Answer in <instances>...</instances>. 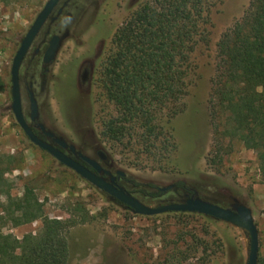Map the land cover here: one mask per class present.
<instances>
[{
    "label": "rangeland",
    "instance_id": "rangeland-1",
    "mask_svg": "<svg viewBox=\"0 0 264 264\" xmlns=\"http://www.w3.org/2000/svg\"><path fill=\"white\" fill-rule=\"evenodd\" d=\"M146 1L61 0L21 66L26 117L30 120L28 93L32 91L39 106L36 122L73 146L76 153L97 159L113 175L123 172L119 184L148 205L185 201L175 188L158 198L138 191L143 187L155 192L178 180L194 188L202 199L230 206L245 202L259 230V259L264 258V173L256 152L233 140L218 157L210 154V99L218 64L217 42L250 8L252 0H208L204 5L208 20L202 25L209 42L202 43L194 55L196 73L184 99L185 109L172 121L178 151L171 171L133 161L130 144L121 145L103 133L106 122L118 110L104 92L102 72L113 52L115 34ZM46 2L0 0V77L6 85L0 95V157L3 162L9 154L20 158L19 165L5 173L6 181L0 188V233L22 238L41 230V220L13 226L1 218V205L7 204L8 196L21 197L28 185L35 189L50 217L70 218V208L76 202H82L90 212L89 222L69 231L68 264H161L176 243L186 249L194 236L210 243L216 239L208 251L214 250L215 255L206 262L198 257L183 264H246L250 237L245 229L196 212L136 214L29 140L12 111L11 67L22 39ZM55 34L60 36V46L45 68L44 53ZM85 70L89 78L84 82ZM99 150L105 153V159L99 157Z\"/></svg>",
    "mask_w": 264,
    "mask_h": 264
},
{
    "label": "trees",
    "instance_id": "trees-1",
    "mask_svg": "<svg viewBox=\"0 0 264 264\" xmlns=\"http://www.w3.org/2000/svg\"><path fill=\"white\" fill-rule=\"evenodd\" d=\"M206 1L147 0L115 34L113 52L102 72L104 92L118 110V114L106 122L103 133L121 145L130 144L133 161L147 163L156 170L171 171L176 165L178 144L172 121L185 109L184 99L196 73L194 55L202 43L209 42L202 25L208 20L204 11ZM217 54L210 99L213 125L210 154L218 157L230 147L231 141H239L256 152L264 173V0H252L243 16L222 33L217 42ZM48 65L44 63L45 68ZM5 91V82L0 77V95ZM31 126L38 136L51 142L40 127ZM62 150L90 167L69 147ZM5 157L7 162L0 157L1 189L6 181L5 173L20 162L18 156ZM211 161L207 159L208 164ZM100 174L110 180L105 173ZM173 188L178 189L185 200L198 197L196 190L183 180L174 182ZM138 191L154 198L166 192L160 188L148 192L143 187ZM113 200L130 209L117 199ZM204 200L231 209L247 205L239 202L230 206ZM7 201L1 205L2 219L11 221L13 226L41 220L42 228L22 238L0 233V264H68L70 229L91 220L84 204L76 202L70 208L68 219L50 217L35 189L28 185L21 197L8 196ZM215 243L216 239L210 243L194 236L193 243L186 249L176 243L161 264H183L198 257L209 261L215 255L214 250L208 252L209 246ZM258 264H264V258H260Z\"/></svg>",
    "mask_w": 264,
    "mask_h": 264
},
{
    "label": "water",
    "instance_id": "water-1",
    "mask_svg": "<svg viewBox=\"0 0 264 264\" xmlns=\"http://www.w3.org/2000/svg\"><path fill=\"white\" fill-rule=\"evenodd\" d=\"M61 0H47L42 10L38 13L33 24L30 26L29 30L22 39L20 46L13 58L11 67V96H12V111L15 118L29 138V140L48 152L60 163L69 167L78 173L82 178L99 188L100 190L106 192L113 198L117 199L121 203L125 204L128 208L132 209L134 213L153 216L159 215L165 212H196L200 214H205L212 216L217 219H221L237 225L245 229L250 237V251L246 264H258L259 261V230L253 217L252 210L249 206L245 204L238 205L235 209L226 208L222 205L206 201L200 197H190L183 202H172L167 204H160L156 206L148 205L136 196L129 193L123 186L114 183L115 175L109 170H105V174L110 175V180L104 178L100 173L102 172V165L97 159L91 158L89 156L80 153L81 158L89 164L90 167L82 164L66 152L62 148H69L73 151L75 149L73 146L68 145L64 140L54 137L53 133L45 130V127L38 123V127L46 134V136L51 138V142L42 139L36 134L31 122L37 121L39 106L38 102L32 91H29L30 100V120L26 117L23 108V98L20 80V70L22 63L28 54L33 42L39 35L46 21L50 18L51 14L55 10L56 6ZM68 17L71 16L70 13L67 14ZM60 36L55 34L51 37L49 41L48 48L44 53L43 61L46 64H50L59 49L60 46ZM76 152V151H75ZM79 154V153H78ZM98 155L101 159H105V153L102 150L98 151ZM118 175H123V172L118 171ZM173 188V184L165 187H161L162 191H167Z\"/></svg>",
    "mask_w": 264,
    "mask_h": 264
},
{
    "label": "flooded vegetation",
    "instance_id": "flooded-vegetation-1",
    "mask_svg": "<svg viewBox=\"0 0 264 264\" xmlns=\"http://www.w3.org/2000/svg\"><path fill=\"white\" fill-rule=\"evenodd\" d=\"M57 6H58V5H57ZM57 6H56V8H57ZM56 8H55V9H56ZM26 56H27V55H26ZM88 78H89V72H88V70H85V71L83 72V81H84V82L87 81ZM35 122H36V121L31 122V125L34 124L35 127H38V122H36V123H35ZM41 131H42V130H41ZM42 132H43V131H42ZM43 135L46 136V134H45L44 132H43ZM46 137L51 141V138H50V137H48V136H46ZM51 142H52V141H51ZM68 147H69V146H68ZM68 147H66V148H68ZM73 152L76 153L74 150H73ZM79 156H80V153H79ZM80 157H81V156H80ZM105 170H106V168H103V167H102V172H103V173H105ZM106 175H107V174H106ZM107 176H108V175H107ZM110 177H111V176L109 175V178H110ZM120 178H121V176H120V175H117V176L115 177V179H114L113 182L116 183V184H118V185H120V184H119V179H120Z\"/></svg>",
    "mask_w": 264,
    "mask_h": 264
},
{
    "label": "bare ground",
    "instance_id": "bare-ground-1",
    "mask_svg": "<svg viewBox=\"0 0 264 264\" xmlns=\"http://www.w3.org/2000/svg\"><path fill=\"white\" fill-rule=\"evenodd\" d=\"M232 224V223H231ZM234 225V224H233ZM235 226H237V225H235ZM239 227V226H238Z\"/></svg>",
    "mask_w": 264,
    "mask_h": 264
}]
</instances>
